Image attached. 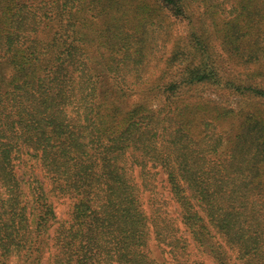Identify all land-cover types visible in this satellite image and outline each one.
Listing matches in <instances>:
<instances>
[{"label":"trees","instance_id":"trees-1","mask_svg":"<svg viewBox=\"0 0 264 264\" xmlns=\"http://www.w3.org/2000/svg\"><path fill=\"white\" fill-rule=\"evenodd\" d=\"M223 54L264 63V0H0V264H264V73Z\"/></svg>","mask_w":264,"mask_h":264},{"label":"rangeland","instance_id":"rangeland-1","mask_svg":"<svg viewBox=\"0 0 264 264\" xmlns=\"http://www.w3.org/2000/svg\"><path fill=\"white\" fill-rule=\"evenodd\" d=\"M174 32L177 34H185V26L183 23H176L173 26ZM218 47V46H217ZM219 49V47H218ZM220 51V50H219ZM222 58H225V63L228 64V74L231 76L235 77L237 80H245L247 75L249 73H259L263 72L264 73V63L260 65H252V64H245L242 65L240 63L235 62L234 60H228L226 55H222ZM155 70V69H154ZM260 74V73H259ZM258 81L262 84H264V75L261 74L260 77L257 78ZM253 81V80H251ZM201 95L204 96L205 98L209 99H216L218 100L219 104H221L223 107H231L236 110V107L238 105V100L234 96L229 95L228 92H225L222 90L223 95L218 99L217 96V91L212 90V89H207L205 91L200 90ZM134 99V98H133ZM231 120L224 121L220 125H232ZM226 128V127H225ZM227 129V128H226ZM155 191L158 192L157 196L161 199L162 202H165L167 205L168 210L175 215V204L174 200L171 198L170 194V188L166 180V175L162 171L159 172L156 175L155 178ZM151 188H153L151 186ZM151 190V189H150ZM150 190L146 191V194L144 196V200H147L150 196ZM69 203L70 200L66 197H60L59 200H57V211L59 214L60 218H67L68 217V211H69ZM149 252L151 256L159 263V264H175L170 256L166 253L163 252L162 247L158 243V241L154 238L151 237L149 240ZM204 258V257H201ZM205 260L207 264H213L212 259L208 258L205 256ZM43 264H48L47 261H43Z\"/></svg>","mask_w":264,"mask_h":264}]
</instances>
